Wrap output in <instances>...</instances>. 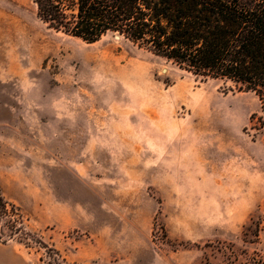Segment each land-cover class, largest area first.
<instances>
[{
	"label": "rangeland",
	"instance_id": "obj_1",
	"mask_svg": "<svg viewBox=\"0 0 264 264\" xmlns=\"http://www.w3.org/2000/svg\"><path fill=\"white\" fill-rule=\"evenodd\" d=\"M258 109L253 94L122 36L88 44L49 29L32 0H0V190L44 244L15 237L0 242L1 255L26 264L264 258Z\"/></svg>",
	"mask_w": 264,
	"mask_h": 264
},
{
	"label": "trees",
	"instance_id": "obj_2",
	"mask_svg": "<svg viewBox=\"0 0 264 264\" xmlns=\"http://www.w3.org/2000/svg\"><path fill=\"white\" fill-rule=\"evenodd\" d=\"M49 29L93 44L118 34L194 77L230 83L259 103L264 128V0H32ZM0 242L44 244L0 190ZM44 247V246H43ZM237 264H264L257 253ZM235 256V261H237Z\"/></svg>",
	"mask_w": 264,
	"mask_h": 264
},
{
	"label": "crops",
	"instance_id": "obj_3",
	"mask_svg": "<svg viewBox=\"0 0 264 264\" xmlns=\"http://www.w3.org/2000/svg\"><path fill=\"white\" fill-rule=\"evenodd\" d=\"M0 264H26V263L16 258L12 254H9L7 256H2L0 253Z\"/></svg>",
	"mask_w": 264,
	"mask_h": 264
},
{
	"label": "water",
	"instance_id": "obj_4",
	"mask_svg": "<svg viewBox=\"0 0 264 264\" xmlns=\"http://www.w3.org/2000/svg\"><path fill=\"white\" fill-rule=\"evenodd\" d=\"M120 35L117 34V37H119Z\"/></svg>",
	"mask_w": 264,
	"mask_h": 264
}]
</instances>
